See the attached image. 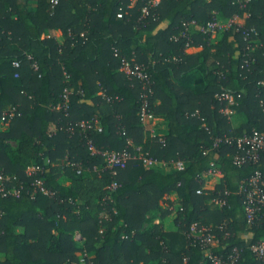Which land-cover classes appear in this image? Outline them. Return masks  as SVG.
Wrapping results in <instances>:
<instances>
[{"label":"trees","instance_id":"trees-1","mask_svg":"<svg viewBox=\"0 0 264 264\" xmlns=\"http://www.w3.org/2000/svg\"><path fill=\"white\" fill-rule=\"evenodd\" d=\"M236 17L215 41L185 30ZM123 60L150 76L161 134L143 125L145 91ZM254 131L264 133V0H0V171L19 191L0 193V264H203L207 251L261 264L251 246L264 242V214L249 223L239 190L264 176V152L235 163L237 139ZM90 144L135 158L111 170Z\"/></svg>","mask_w":264,"mask_h":264},{"label":"built area","instance_id":"built-area-1","mask_svg":"<svg viewBox=\"0 0 264 264\" xmlns=\"http://www.w3.org/2000/svg\"><path fill=\"white\" fill-rule=\"evenodd\" d=\"M160 0H149V5L154 6L156 5ZM249 1V0H247ZM143 13L147 14L148 10L145 8L143 10ZM119 18L122 17V14L118 15ZM238 17L231 20V25L227 26L226 29L233 26L235 23H238ZM222 28L221 24L218 22V20H213L207 22L205 25H198L194 22L186 23L185 24V30H195L199 31L205 35H209L211 39L217 34L219 29ZM14 66L16 68L20 67V62L17 61L14 63ZM122 69L128 74L133 75L139 79V81L143 85V89L145 92L141 95V111H140V117L142 120L143 125L146 127L147 130L150 131L149 126L150 123L156 120V116L151 112L150 110V103H149V97L152 94V83L150 81V76L146 73L145 69L142 68L139 65L132 66L128 61L123 60ZM15 78H19V74H15ZM69 89H65L64 96H63V103L59 106V108H68L69 103ZM219 100H225L227 101L228 105H232L235 103L234 97L229 94H221L217 95ZM15 114V109H10L6 112H4L1 115V123L5 124L7 121L12 118ZM225 114L229 115L232 114V111L227 108L225 110ZM81 128L84 130L92 129L93 125L88 122L81 123ZM97 128L99 131H102V129L97 124ZM152 132V131H151ZM154 135V133H153ZM220 142V141H218ZM237 146L238 148L244 153V156H238L236 158V165H243L245 163H256L259 159L260 153L264 152V133L254 131L251 136H244L239 139H237ZM90 151H92L93 154L101 155L104 158L106 168L108 169H115V168H125L128 161L135 158V156L130 153L129 151H122V152H116V151H101L94 147L93 144L89 145ZM141 149L137 148V152L139 154V157L142 158V155L140 153ZM144 164L146 167H153L155 165H158L157 162L149 159L144 158L143 159ZM179 169L183 168L182 163H178L176 165ZM41 171L38 166L32 167L29 169L30 174H35L37 172ZM220 174V172L216 168H211L208 171V175L213 174ZM12 182V177L10 175H7L0 171V193L3 197L8 196H18L19 191L16 188L9 189L8 184ZM38 187L41 188V190L44 193H47V190L43 187V180H39L36 182ZM117 185L114 183L113 188H115ZM239 194L243 197V203H244V210L246 213V218L248 222L250 223L254 218L259 217L260 215L264 214V176L260 171H256V173L253 175V177L249 181H245L240 186ZM212 237L206 239L205 243L203 244L204 247L207 245H213L212 243ZM251 250L256 255L257 259L261 262V264H264V242H259L257 244H253L251 246ZM233 262L238 260L239 254L237 250H234V254L232 255ZM203 264H222V261L218 256L211 253V251H207L204 255V263Z\"/></svg>","mask_w":264,"mask_h":264},{"label":"rangeland","instance_id":"rangeland-1","mask_svg":"<svg viewBox=\"0 0 264 264\" xmlns=\"http://www.w3.org/2000/svg\"><path fill=\"white\" fill-rule=\"evenodd\" d=\"M218 22L221 24L222 28H220L219 31L217 32V34H216L217 36L220 35V33L224 31L223 29H225L227 26L232 24L231 20H227V21L226 20L225 21L224 20L223 21L222 20H218ZM238 22H240V21L238 20ZM216 37L213 39V41H215ZM230 116H231V119H233V116H234V112L233 111H232V114H230ZM241 123H242V120H241L240 117H235L234 118V124L236 126L240 125ZM165 125H166V123H165V121L163 119H156V120H154L153 122L150 123L149 129H150V131H152V134L153 133L154 134H156V133L157 134H161V132H163L164 129H165ZM160 166L163 167L164 169H169V168L166 167L165 164H160ZM208 177H209V179H208V182H207L206 186L209 187L210 190H213L215 185L219 182L220 174L216 173V174H213V175H208ZM61 183L64 186H69L70 185L69 180L66 177H63L61 179ZM153 220H154V218H153ZM212 243H213V246L214 245L216 246V242L212 241Z\"/></svg>","mask_w":264,"mask_h":264},{"label":"crops","instance_id":"crops-1","mask_svg":"<svg viewBox=\"0 0 264 264\" xmlns=\"http://www.w3.org/2000/svg\"><path fill=\"white\" fill-rule=\"evenodd\" d=\"M241 22V21H240ZM161 27H165V25H162ZM217 35H215L212 39H214ZM201 51V48L200 47H191L187 50L188 53H196V52H199ZM208 177V174L206 175ZM206 189H209V187L206 186Z\"/></svg>","mask_w":264,"mask_h":264}]
</instances>
